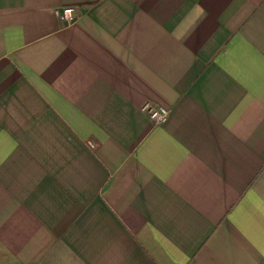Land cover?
<instances>
[{"label": "crops", "instance_id": "crops-1", "mask_svg": "<svg viewBox=\"0 0 264 264\" xmlns=\"http://www.w3.org/2000/svg\"><path fill=\"white\" fill-rule=\"evenodd\" d=\"M0 264H264V0H0Z\"/></svg>", "mask_w": 264, "mask_h": 264}, {"label": "built area", "instance_id": "built-area-1", "mask_svg": "<svg viewBox=\"0 0 264 264\" xmlns=\"http://www.w3.org/2000/svg\"><path fill=\"white\" fill-rule=\"evenodd\" d=\"M54 15L65 24H70L74 20V10L71 7L55 8ZM141 110L154 125L165 122L170 112L169 109L163 106H155L151 103L144 104Z\"/></svg>", "mask_w": 264, "mask_h": 264}]
</instances>
